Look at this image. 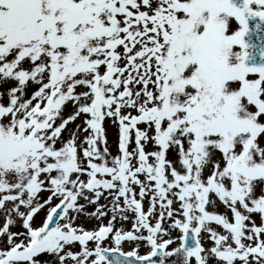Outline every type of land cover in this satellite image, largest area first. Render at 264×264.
Here are the masks:
<instances>
[{
	"label": "snow or ice",
	"instance_id": "snow-or-ice-1",
	"mask_svg": "<svg viewBox=\"0 0 264 264\" xmlns=\"http://www.w3.org/2000/svg\"><path fill=\"white\" fill-rule=\"evenodd\" d=\"M255 18L264 0H0V264H264Z\"/></svg>",
	"mask_w": 264,
	"mask_h": 264
},
{
	"label": "rangeland",
	"instance_id": "rangeland-1",
	"mask_svg": "<svg viewBox=\"0 0 264 264\" xmlns=\"http://www.w3.org/2000/svg\"><path fill=\"white\" fill-rule=\"evenodd\" d=\"M237 27H238V26H237ZM234 28H235V23H234ZM117 139H118V137H117L116 129L113 128V129L110 130L109 133H108V143H109V146H110V150L113 151V154H116V150H117L116 142H117ZM45 195H46V194H45ZM101 203H103V200L101 201ZM143 204H144V209L146 210V208H147V201H144ZM92 211H93V207H92V206H89V207L87 208V212H92ZM223 211H224V209L221 208V209H220V212H223ZM43 215H44V213H41V216H43ZM107 219H108V217L106 216V217L104 218V223H105V225L107 224ZM76 223H77V224H83V227H84L86 230H90V229H92V228L94 227L96 221L93 220L92 222H87L86 220L81 219V220H77ZM214 226H215V225H214ZM127 228L130 229V223H128ZM218 229H219V228H218ZM13 230H15V229H13ZM175 234H176V232H173V233H172L173 237L175 236ZM165 238H166V237H165ZM172 246H176V243L174 242V244H173ZM124 248H128L127 245H125ZM146 250H148V246H146V245H145L144 247H141V248L139 249V251H140L141 254L145 253ZM42 258H43V257H42Z\"/></svg>",
	"mask_w": 264,
	"mask_h": 264
},
{
	"label": "bare ground",
	"instance_id": "bare-ground-1",
	"mask_svg": "<svg viewBox=\"0 0 264 264\" xmlns=\"http://www.w3.org/2000/svg\"><path fill=\"white\" fill-rule=\"evenodd\" d=\"M112 151V150H111ZM113 152V151H112ZM218 230V229H217ZM218 231H220V230H218Z\"/></svg>",
	"mask_w": 264,
	"mask_h": 264
}]
</instances>
